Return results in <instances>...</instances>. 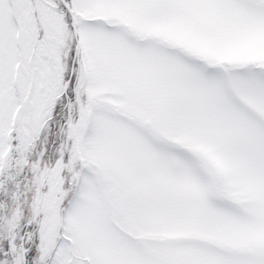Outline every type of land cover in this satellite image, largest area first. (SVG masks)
I'll return each mask as SVG.
<instances>
[{"label": "snow or ice", "instance_id": "1", "mask_svg": "<svg viewBox=\"0 0 264 264\" xmlns=\"http://www.w3.org/2000/svg\"><path fill=\"white\" fill-rule=\"evenodd\" d=\"M0 264H264V0H0Z\"/></svg>", "mask_w": 264, "mask_h": 264}]
</instances>
